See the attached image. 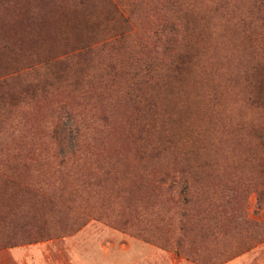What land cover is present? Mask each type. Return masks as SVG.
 <instances>
[{
	"label": "rangeland",
	"instance_id": "rangeland-1",
	"mask_svg": "<svg viewBox=\"0 0 264 264\" xmlns=\"http://www.w3.org/2000/svg\"><path fill=\"white\" fill-rule=\"evenodd\" d=\"M114 1L0 0V157L36 156L21 180L64 190L26 231L7 211L23 192L0 182L2 249L264 264V11ZM73 128L88 146L59 167Z\"/></svg>",
	"mask_w": 264,
	"mask_h": 264
},
{
	"label": "trees",
	"instance_id": "trees-1",
	"mask_svg": "<svg viewBox=\"0 0 264 264\" xmlns=\"http://www.w3.org/2000/svg\"><path fill=\"white\" fill-rule=\"evenodd\" d=\"M115 8L118 10L119 5L121 4L120 0H115ZM255 11L261 14L264 11V0H254ZM120 9V8H119ZM78 131L76 128H73L69 133L70 140L63 142L61 144V155L62 159L58 161V166L63 167L66 159L64 158L67 153L76 154L81 152L85 147L83 143L76 141L75 136ZM44 165V162L36 158V156H24V157H0V182L5 186L10 187L13 190H19L23 192L24 196L21 199L13 200L7 205V211H10L13 216H18V212L21 210L24 217L20 218L22 223V228L26 231L32 230L33 225L28 222V219L32 217L29 213L30 209H35L37 214H42L45 211L46 204H49V209H53L56 205V200H60L63 195L64 190H60L58 193H55L52 200L47 197L46 191L43 187L47 186L46 178L41 177H31L29 180L22 181L19 176V172H23L28 169L41 168ZM49 199V200H48ZM46 200L48 202L46 203ZM28 212V213H27ZM2 220V219H1ZM2 231L0 229V236ZM4 245H0V249L5 248ZM16 247V246H12ZM10 247V248H12Z\"/></svg>",
	"mask_w": 264,
	"mask_h": 264
},
{
	"label": "crops",
	"instance_id": "crops-1",
	"mask_svg": "<svg viewBox=\"0 0 264 264\" xmlns=\"http://www.w3.org/2000/svg\"><path fill=\"white\" fill-rule=\"evenodd\" d=\"M50 245H52V242L2 249L0 250V264H86L85 258L79 252L69 251L68 248L63 262V256H58L56 250H52L54 248L50 249ZM261 252L260 250H254L247 256L262 255ZM246 258L241 257L227 264H248L254 261ZM109 264H113V261L110 260Z\"/></svg>",
	"mask_w": 264,
	"mask_h": 264
}]
</instances>
